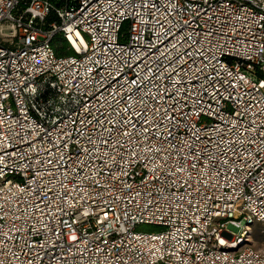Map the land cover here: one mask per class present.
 <instances>
[{
    "label": "built area",
    "instance_id": "built-area-1",
    "mask_svg": "<svg viewBox=\"0 0 264 264\" xmlns=\"http://www.w3.org/2000/svg\"><path fill=\"white\" fill-rule=\"evenodd\" d=\"M257 71L264 0H0V264H264Z\"/></svg>",
    "mask_w": 264,
    "mask_h": 264
},
{
    "label": "rangeland",
    "instance_id": "rangeland-1",
    "mask_svg": "<svg viewBox=\"0 0 264 264\" xmlns=\"http://www.w3.org/2000/svg\"><path fill=\"white\" fill-rule=\"evenodd\" d=\"M2 32H5V29H3ZM255 79H257V75H255ZM142 229L144 230L153 229V227L147 225V226L142 227ZM251 239H252L251 243L253 244V246L264 249V234H262L259 231V228H257V226L254 227L253 229V234L251 236Z\"/></svg>",
    "mask_w": 264,
    "mask_h": 264
},
{
    "label": "trees",
    "instance_id": "trees-1",
    "mask_svg": "<svg viewBox=\"0 0 264 264\" xmlns=\"http://www.w3.org/2000/svg\"><path fill=\"white\" fill-rule=\"evenodd\" d=\"M52 1L58 3V0H52ZM256 75L258 79H264V72L257 71Z\"/></svg>",
    "mask_w": 264,
    "mask_h": 264
},
{
    "label": "bare ground",
    "instance_id": "bare-ground-1",
    "mask_svg": "<svg viewBox=\"0 0 264 264\" xmlns=\"http://www.w3.org/2000/svg\"><path fill=\"white\" fill-rule=\"evenodd\" d=\"M252 241L251 237H250V242Z\"/></svg>",
    "mask_w": 264,
    "mask_h": 264
}]
</instances>
